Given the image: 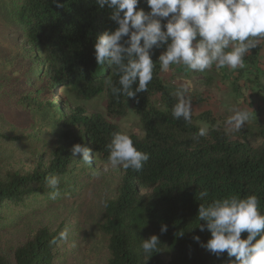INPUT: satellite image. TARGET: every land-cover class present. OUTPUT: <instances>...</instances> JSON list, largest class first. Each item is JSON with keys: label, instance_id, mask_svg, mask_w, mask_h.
Instances as JSON below:
<instances>
[{"label": "trees", "instance_id": "16d2710c", "mask_svg": "<svg viewBox=\"0 0 264 264\" xmlns=\"http://www.w3.org/2000/svg\"><path fill=\"white\" fill-rule=\"evenodd\" d=\"M138 8L150 11L145 0ZM111 15L97 0H0V146L21 145L31 158L36 155L31 170L0 172V264H66L65 221L51 225L37 217L53 201L48 179L59 178L61 198L83 185L81 175L92 177L110 165L108 145L122 132L112 120L128 111L143 130V136L130 137L150 158L140 171L121 167L113 197L101 205L97 227L106 264H235L226 252L217 256L202 246L211 233L198 208L215 198L255 194L264 213V121L233 131L211 111L192 113L191 122L174 119L181 87L161 69L163 47L151 50L147 91L113 95L111 87H119L115 66L98 65L94 49L99 35L117 27ZM102 96L105 116L91 113L85 104ZM205 101L199 93L191 105L201 108ZM25 120L28 125L17 132L14 122ZM200 128L206 135L197 137ZM77 143L92 150L91 165L80 154L73 157ZM11 153L6 149L2 159ZM204 189L209 194L201 200ZM152 235L159 237L158 249L146 255L142 239Z\"/></svg>", "mask_w": 264, "mask_h": 264}, {"label": "clouds", "instance_id": "9594fccd", "mask_svg": "<svg viewBox=\"0 0 264 264\" xmlns=\"http://www.w3.org/2000/svg\"><path fill=\"white\" fill-rule=\"evenodd\" d=\"M150 11L138 8L140 0H97L99 7L112 9L111 19L117 27L96 38L95 60L98 65L107 62L115 66L119 87L112 86L113 95L136 97L147 91L153 78L154 62L151 50L163 47L159 55L162 70L171 65H184L187 69L204 72L216 69L232 70L245 66L244 57L260 40H264V0H145ZM162 21H166L163 22ZM111 85V80L107 81ZM135 85V88H133ZM172 117L191 122V99L187 89H178ZM249 119V111L233 109L226 124L239 130ZM206 135L200 128L197 137ZM108 163L140 171L150 156L138 150L133 139L124 132H115L108 145ZM73 157L91 165L92 150L79 143L71 149ZM95 175V173H93ZM59 178L52 176L48 186L51 199L59 195ZM208 190L199 192V199L208 196ZM198 219L204 221L211 238L205 247L220 256L227 253L235 257V264H264V213L260 211L255 194L229 195L200 203ZM205 225H200L201 231ZM161 233L167 231L161 225ZM246 232V238L241 234ZM199 241V237H194ZM159 237L142 239L141 248L147 255L157 252Z\"/></svg>", "mask_w": 264, "mask_h": 264}, {"label": "rangeland", "instance_id": "374dc122", "mask_svg": "<svg viewBox=\"0 0 264 264\" xmlns=\"http://www.w3.org/2000/svg\"><path fill=\"white\" fill-rule=\"evenodd\" d=\"M55 97L57 98V94ZM105 99L102 96L85 105L89 107L91 113H100L105 116ZM192 113H198L195 107H192ZM112 122L129 136H143L139 118L132 112L128 111L125 117L117 118ZM14 123V126L17 125V130L15 129L17 132L22 131L21 129L28 125L26 120L21 126ZM232 133V135L236 134ZM6 149L12 153L7 155L6 159H2L1 155ZM25 150L26 148L21 145L17 147H13L12 144L0 146V172H6L10 168L31 170L35 165L34 157L36 155L33 154V158H31L29 151ZM98 169L100 173L92 175V177L81 175L79 180L83 181V185L66 193L61 198L56 197L50 202L47 210L44 209L37 214L38 219L51 225L65 221L67 239L63 245L62 253L66 255V264H106L105 239L99 233L97 224L101 218V205L105 199L113 197L122 174L121 167L106 165L98 167ZM44 213L48 214V219L40 216Z\"/></svg>", "mask_w": 264, "mask_h": 264}, {"label": "crops", "instance_id": "0c3cea01", "mask_svg": "<svg viewBox=\"0 0 264 264\" xmlns=\"http://www.w3.org/2000/svg\"><path fill=\"white\" fill-rule=\"evenodd\" d=\"M257 47L255 58L251 56L252 51L244 57L243 68L216 69L213 65L211 69L198 72L187 69L184 65H171L165 76L171 85L187 89L190 99H194L199 93L203 94V99L206 100L203 107L195 106L199 114L211 111L226 123L233 114V109H247L249 119L241 129L252 128L264 121V40H260ZM224 125L230 128L227 124Z\"/></svg>", "mask_w": 264, "mask_h": 264}]
</instances>
